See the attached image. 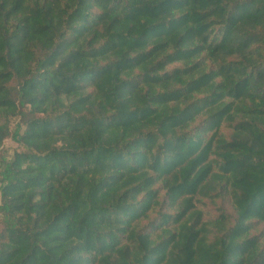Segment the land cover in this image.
Wrapping results in <instances>:
<instances>
[{
    "label": "trees",
    "instance_id": "trees-1",
    "mask_svg": "<svg viewBox=\"0 0 264 264\" xmlns=\"http://www.w3.org/2000/svg\"><path fill=\"white\" fill-rule=\"evenodd\" d=\"M8 138L0 264H264V0H0Z\"/></svg>",
    "mask_w": 264,
    "mask_h": 264
},
{
    "label": "rangeland",
    "instance_id": "rangeland-1",
    "mask_svg": "<svg viewBox=\"0 0 264 264\" xmlns=\"http://www.w3.org/2000/svg\"><path fill=\"white\" fill-rule=\"evenodd\" d=\"M16 148H18V144L15 141H13L11 138H8L4 142L3 151L1 152L0 156L2 157V156L11 155ZM0 202H1V194H0Z\"/></svg>",
    "mask_w": 264,
    "mask_h": 264
}]
</instances>
